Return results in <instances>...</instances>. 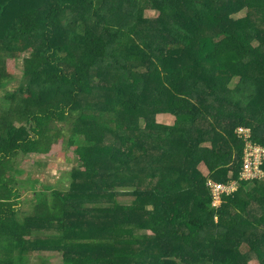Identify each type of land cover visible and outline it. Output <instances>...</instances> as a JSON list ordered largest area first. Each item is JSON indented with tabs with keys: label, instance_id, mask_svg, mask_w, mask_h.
Here are the masks:
<instances>
[{
	"label": "trees",
	"instance_id": "obj_1",
	"mask_svg": "<svg viewBox=\"0 0 264 264\" xmlns=\"http://www.w3.org/2000/svg\"><path fill=\"white\" fill-rule=\"evenodd\" d=\"M239 126L264 145V0H0V264H264V177L206 185ZM37 156L73 166L37 189Z\"/></svg>",
	"mask_w": 264,
	"mask_h": 264
},
{
	"label": "rangeland",
	"instance_id": "obj_2",
	"mask_svg": "<svg viewBox=\"0 0 264 264\" xmlns=\"http://www.w3.org/2000/svg\"><path fill=\"white\" fill-rule=\"evenodd\" d=\"M24 1V0H22ZM143 14V18H153L157 15V12L155 10L152 9H146L142 11ZM245 9H240L238 10V12L233 13L230 18L232 21H236L237 19L245 16ZM21 69H22V61L19 60L17 63V67H16V73L18 75V77L20 76L21 73ZM94 118L89 119V121H92ZM103 119V117H102ZM157 119L162 122V123H166V124H171L174 121V117L170 114H162V115H158ZM110 137V136H108ZM103 151L100 150V152L98 153L97 156H95V163L97 165H103L107 159H108V155L106 154V149L102 148ZM68 156L72 157V155L68 154ZM38 157V158H37ZM34 157L33 159H38L41 161H44L45 164H38L39 162H33L32 161H28V160H23L20 163V169L23 170V172L20 174V177L23 180H33V179H37L38 182L36 183V188L40 189V182H42L43 184H47V185H52V183L54 182V179H56V177L60 176V173L62 171H69L71 169V167L73 166V163L69 162V161H62V160H58L57 158L54 157H49V156H43V157ZM110 165V164H109ZM204 170V168H203ZM205 174L207 173V170H204ZM68 183H65V186H67ZM123 185H120L119 187H122ZM125 187V186H124ZM120 189V188H118ZM125 191H127V188H125ZM32 193L30 190H25L24 194H23V198L25 197L26 199H30ZM119 201L122 204H127L131 202V199L129 196L127 195H121L119 197ZM21 207V206H20ZM29 206L26 203L22 204L21 210L24 212H28ZM43 229V228H42ZM44 257L47 258L48 260V264H61V256L58 252H46L44 253ZM37 261V259L35 258V256H32L31 262L35 263Z\"/></svg>",
	"mask_w": 264,
	"mask_h": 264
},
{
	"label": "built area",
	"instance_id": "obj_3",
	"mask_svg": "<svg viewBox=\"0 0 264 264\" xmlns=\"http://www.w3.org/2000/svg\"><path fill=\"white\" fill-rule=\"evenodd\" d=\"M236 133L244 141L242 153L243 162L240 177L228 182H221L212 178L207 179L206 185L211 195L212 206H220L224 195H230L237 189L239 180L261 179L264 177V145L251 141V130L248 127L239 126Z\"/></svg>",
	"mask_w": 264,
	"mask_h": 264
}]
</instances>
